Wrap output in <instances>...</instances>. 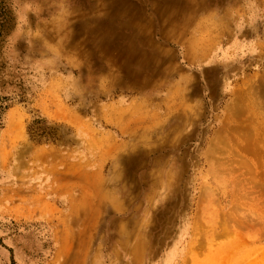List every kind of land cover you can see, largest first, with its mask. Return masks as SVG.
<instances>
[{"label":"rangeland","instance_id":"obj_1","mask_svg":"<svg viewBox=\"0 0 264 264\" xmlns=\"http://www.w3.org/2000/svg\"><path fill=\"white\" fill-rule=\"evenodd\" d=\"M0 264H264V0H0Z\"/></svg>","mask_w":264,"mask_h":264},{"label":"bare ground","instance_id":"obj_2","mask_svg":"<svg viewBox=\"0 0 264 264\" xmlns=\"http://www.w3.org/2000/svg\"><path fill=\"white\" fill-rule=\"evenodd\" d=\"M194 46H192V45H190L189 46V48H188V50L190 51H188L189 52V56H192L191 58H193L194 57V59H196L195 57L197 56V57H202V55H198L199 54V52H194ZM189 56H188V58H189ZM139 57H141V55H139ZM136 58V57H135ZM138 58V57H137ZM141 60H142V58H141Z\"/></svg>","mask_w":264,"mask_h":264}]
</instances>
